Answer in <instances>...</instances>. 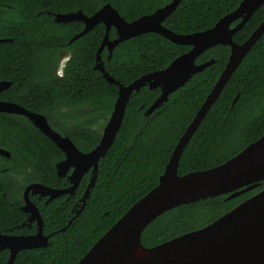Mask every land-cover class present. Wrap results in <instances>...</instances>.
I'll list each match as a JSON object with an SVG mask.
<instances>
[{"label":"trees","instance_id":"1","mask_svg":"<svg viewBox=\"0 0 264 264\" xmlns=\"http://www.w3.org/2000/svg\"><path fill=\"white\" fill-rule=\"evenodd\" d=\"M242 0H181L163 25L178 34L212 28ZM171 0H0V81L11 86L0 92V100L20 104L44 114L49 124L67 136L79 150L88 152L99 143L117 98L118 86L109 84L94 68L95 54L104 26L68 43L82 29V23L54 21L53 14L81 11L90 16L109 3L130 22L149 15ZM264 20V3L243 28L233 35L243 43ZM237 23V22H235ZM233 23L232 26L235 24ZM114 37V30L109 33ZM70 50L62 78H54L58 50ZM188 46L169 42L156 33H144L120 42L108 58L101 59L105 71L119 84L127 85L153 71L165 69ZM229 47L217 45L195 59V64L214 60L195 73L181 88L149 116L146 109L160 90L144 86L130 97L120 129L107 153L98 163L97 176L85 204L81 198L90 181L85 174L73 195L45 203L34 199L43 220V233L50 234L44 248L20 251L13 264H76L91 246L141 197L151 190L163 173L171 153L186 127L218 80L229 56ZM236 99L233 104V100ZM264 134V33L236 70L180 155L177 173L215 167L235 156ZM0 232L15 229L25 220L19 209L24 184L9 179L23 175V181L43 183L51 188L69 186L58 178L54 165L62 152L30 121L21 115L0 113ZM26 168L30 172L25 174ZM264 189V180L241 195L200 199L171 209L142 232L146 248L200 229L236 205ZM81 209L76 215V212ZM70 221V223H69ZM66 228L64 231H61ZM22 233L35 232V226ZM7 252L0 253L5 264Z\"/></svg>","mask_w":264,"mask_h":264},{"label":"water","instance_id":"2","mask_svg":"<svg viewBox=\"0 0 264 264\" xmlns=\"http://www.w3.org/2000/svg\"><path fill=\"white\" fill-rule=\"evenodd\" d=\"M180 1L171 0L153 13L130 22L121 17L109 3L91 16L81 11L53 14L57 23L65 24L73 21L84 23L83 30L71 41L84 35L98 23L105 25V34L96 52L94 68L102 73L109 84L118 86V94L99 143L85 153L81 152L68 137L52 129L44 115L31 112L15 103L0 100V113L26 117L65 153L66 159L56 165L59 176H63L65 174L63 171L69 167L73 168L68 176L71 186L66 189H51L40 184H33L25 189V205L22 210L29 214L31 220H36L37 232L32 236L0 235V250L8 249L10 252L6 264H13L17 253L21 250L48 245L50 236L42 233V219L35 205L28 199L29 189L36 188L32 193L48 196V201L64 194L72 195L83 175L91 169L89 184L81 198L83 206L95 183L98 163L111 147L120 129L126 105L132 94L144 86H148L149 89L159 88V96L145 111V116H149L167 101L171 93L183 87L195 73L203 71L213 63V60H210L196 65L195 59L207 49L217 45L230 47L227 63L179 138L157 184L136 201L76 264H264V189L200 229L151 248L142 246L140 242L142 232L163 213L200 199L224 194H230L228 196L230 199L252 190L264 180V134L235 156L215 167L184 175L177 173L178 161L185 146L237 66L264 33L263 20L243 43L236 44L232 40V36L242 29L264 0H242L212 28L190 34L175 33L162 24L175 11ZM237 20L239 22L231 27V24ZM111 27L115 28L117 38L109 41L108 30ZM151 32L159 34L175 45L188 46L190 49L174 58L163 70L142 75L126 86L119 84L105 71L101 62V51L107 47L110 56L112 49L120 42ZM5 41L7 39H0V42ZM10 85V81H0V92ZM236 99L233 100V104ZM0 155L10 157V153L2 148ZM64 230L65 228L61 231ZM137 248L151 256L148 259L146 256L142 260L131 259L136 257Z\"/></svg>","mask_w":264,"mask_h":264},{"label":"flooded vegetation","instance_id":"3","mask_svg":"<svg viewBox=\"0 0 264 264\" xmlns=\"http://www.w3.org/2000/svg\"><path fill=\"white\" fill-rule=\"evenodd\" d=\"M78 12V11H77ZM94 14V13H93ZM91 16V15H90ZM54 18V17H53ZM167 19V18H166ZM165 19V20H166ZM164 20V21H165ZM163 21V22H164ZM73 22H80V23H82V29L78 32V33H76V34H74L70 39H69V41H68V43H72L74 40H76V39H74L73 41H71V39L74 37V36H76V35H78L82 30H83V28H84V23L83 22H81V21H73ZM237 23L239 22V20H237L236 21ZM69 23H72V22H69ZM235 23V22H234ZM237 23H235L233 26H232V24H231V27H234ZM63 24V23H62ZM65 24H67V23H65ZM98 24H102L103 26H104V29H105V25L103 24V23H98ZM97 24V25H98ZM163 24V23H162ZM97 25H95L92 29H90L88 32H90L91 30H93V29H95L96 28V26ZM164 26V25H163ZM165 27V26H164ZM243 28V27H242ZM114 30V37H112V38H110L109 37V33H110V31L111 30ZM106 30V29H105ZM87 32V33H88ZM151 33H153V32H151ZM86 34V33H85ZM84 34V35H85ZM104 34H105V31H104ZM104 34H103V36H104ZM236 34V33H235ZM83 36V35H82ZM81 37V36H80ZM80 37H78V38H80ZM233 37V36H232ZM77 38V39H78ZM117 38V35H116V30H115V28L114 27H111L109 30H108V39H109V41H112V40H114V39H116ZM102 39H103V37H102ZM7 41H10V39L9 40H7ZM102 41V40H101ZM101 44V43H100ZM237 44V43H236ZM118 45V44H117ZM116 45V46H117ZM100 46V45H99ZM99 46H98V48H99ZM115 46V47H116ZM114 47V48H115ZM229 47V46H228ZM98 48H97V50H98ZM113 48V49H114ZM106 51H107V53H108V50H107V47H105L104 48ZM103 49V50H104ZM113 49H112V51H113ZM229 49H230V47H229ZM97 50H96V52H97ZM102 50V51H103ZM102 51H101V53H102ZM230 51V50H229ZM101 53H100V55H101ZM112 53V52H111ZM111 53H110V55H111ZM229 54H230V52H229ZM70 56H71V54H70V50L69 49H67V48H63V49H60V50H58V63H57V66H56V69H55V71H54V78H62V76H63V69H64V67H65V65H66V63L70 60ZM101 57V56H100ZM229 57V56H228ZM108 58H109V53H108ZM210 61V60H209ZM95 62H96V54H95ZM101 62L103 63V61H102V59H101ZM206 62H208V61H206ZM213 62H214V60H213ZM203 63H205V62H203ZM227 63V62H226ZM200 64H202V63H200ZM213 64V63H212ZM95 66V65H94ZM103 66H104V64H103ZM238 67V66H237ZM236 70V69H235ZM100 72V71H99ZM103 76V75H102ZM105 79V78H104ZM136 80V79H135ZM134 80V81H135ZM8 81H10V80H8ZM11 82V81H10ZM133 82V81H132ZM12 83V82H11ZM130 84V83H129ZM129 84H127V85H129ZM116 85V84H115ZM11 86V85H10ZM124 86H126V85H124ZM8 89V88H7ZM159 89V88H158ZM117 94H118V91H117ZM3 101H5V100H3ZM7 102H11V101H7ZM13 103V102H12ZM15 104H17V103H15ZM17 105H20V104H17ZM21 106V105H20ZM23 107V106H22ZM25 108V107H24ZM26 109V108H25ZM29 110V109H28ZM147 110V109H146ZM29 111H31V110H29ZM31 112H34V111H31ZM35 113H39V112H35ZM6 114H8V113H6ZM39 114H41V113H39ZM42 115H44V114H42ZM144 115H145V113H144ZM22 116V115H21ZM45 116V115H44ZM46 117V116H45ZM26 118V117H25ZM47 119V118H46ZM109 119V118H108ZM48 121V120H47ZM107 122H108V120H107ZM107 122L103 125V127H102V130H101V132H100V134H102V131L104 130V128H105V126H106V124H107ZM31 123V122H30ZM49 123V122H48ZM32 124V123H31ZM33 125V124H32ZM50 125V124H49ZM51 126V125H50ZM33 127H35L34 125H33ZM52 127V126H51ZM36 128V127H35ZM187 128V127H186ZM37 129V128H36ZM52 129H54L53 127H52ZM55 130V129H54ZM56 131V130H55ZM56 132H58V131H56ZM59 133V132H58ZM62 135V134H61ZM62 136H64V135H62ZM65 137H67V136H65ZM101 138V137H100ZM49 139V138H48ZM50 140V139H49ZM51 141V140H50ZM52 142V141H51ZM53 143V142H52ZM73 143V142H72ZM61 152H62V154H63V158L61 159V160H59V161H57L56 163H55V165H54V168H55V172H56V175H57V177L58 178H65L67 181H68V183H69V186H67V187H65V188H51V187H48V186H45L43 183H41V182H38V181H34V180H30V181H28V182H25L24 183V181H23V176H24V174L23 175H18V174H14V173H11V174H9V179L10 180H12V181H14L15 183H19L20 185H22V184H24V188H23V190H22V194H21V200H22V204L19 206V209L25 214V220L24 221H22L21 222V224L20 225H17L16 227H15V229H8L9 231L8 232H6V233H2V232H0V235H8V236H32V235H34V234H36V232H37V224H36V220H31L30 219V216H29V214L28 213H26V212H24L23 210H22V207L25 205V198H24V191H25V189L28 187V186H31V185H33V184H40V185H43V186H45V187H47V188H51V189H66V188H68V187H70L71 186V184H70V181L68 180V176H70V174H71V172H72V170H73V168L72 167H69L67 170H64L63 171V173H65L63 176H59L58 175V173H57V169H56V165L59 163V162H61V161H64L65 159H66V155H65V153L55 144V143H53ZM74 144V143H73ZM75 145V144H74ZM76 146V145H75ZM77 147V146H76ZM3 149V148H2ZM4 150H6V149H4ZM81 151V150H80ZM9 152V151H8ZM81 152H83V151H81ZM85 153V152H84ZM10 158V157H9ZM30 172V169L29 168H26V171H25V174H27V173H29ZM89 173V175H90V178H91V169L87 172V173H85V174H88ZM84 174V175H85ZM83 175V176H84ZM83 178V177H82ZM81 178V179H82ZM81 181V180H80ZM80 183V182H79ZM89 184V183H88ZM79 185V184H78ZM78 187V186H77ZM87 188V187H86ZM36 188H31V189H29V191H28V199H29V201L31 202V203H33L34 205H35V203H34V199H37V200H40V199H42V198H45V203H47V202H49L48 201V196H40L39 195V193H32L33 192V190H35ZM77 189V188H76ZM86 190V189H85ZM76 191V190H75ZM85 192V191H84ZM74 194V193H73ZM72 194V195H73ZM84 194V193H83ZM64 195H68V196H71V195H69V194H64ZM64 195H62V196H64ZM225 195V194H224ZM226 195H230V194H226ZM59 197H61V196H59ZM56 198H58V197H56ZM228 198V197H227ZM55 199V198H54ZM51 200H53V199H51ZM50 200V201H51ZM81 204H82V202H81ZM35 207L37 208V206L35 205ZM37 210H38V208H37ZM79 210H81V209H79ZM79 210L77 211L78 213H79ZM38 212H39V210H38ZM76 212V213H77ZM39 215H40V213H39ZM76 215H78V214H76ZM40 217H41V215H40ZM41 219H42V217H41ZM70 222V221H69ZM32 224L35 226V232H33V233H22L21 231L22 230H19V229H21V228H23V227H28V228H30L31 226H32ZM66 229V228H65ZM42 233H43V220H42ZM43 235H45V236H50V234H44L43 233ZM50 238V237H49ZM48 244H49V240H48ZM48 246V245H47ZM46 246V247H47ZM39 248H44V247H39ZM31 249H37V248H31ZM24 250H29V249H24ZM2 251H6L7 252V259H6V261H5V264H6V262H7V260H8V257H9V254H10V252H9V250L8 249H2V250H0V253L2 252ZM22 251V250H21ZM20 252V251H19ZM18 252V253H19ZM17 253V254H18ZM16 258V257H15ZM14 263V262H13Z\"/></svg>","mask_w":264,"mask_h":264},{"label":"bare ground","instance_id":"4","mask_svg":"<svg viewBox=\"0 0 264 264\" xmlns=\"http://www.w3.org/2000/svg\"><path fill=\"white\" fill-rule=\"evenodd\" d=\"M135 254H136L135 255L136 257H131V259L138 258V260H142V259L146 258V256H148L147 259L151 256V255H148L146 252H144V251H142V250H140L138 248H137Z\"/></svg>","mask_w":264,"mask_h":264},{"label":"rangeland","instance_id":"5","mask_svg":"<svg viewBox=\"0 0 264 264\" xmlns=\"http://www.w3.org/2000/svg\"><path fill=\"white\" fill-rule=\"evenodd\" d=\"M228 212V211H227Z\"/></svg>","mask_w":264,"mask_h":264}]
</instances>
